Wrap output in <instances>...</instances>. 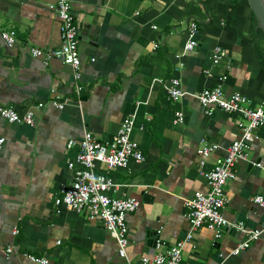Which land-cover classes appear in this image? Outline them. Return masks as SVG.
Returning <instances> with one entry per match:
<instances>
[{"label": "crops", "instance_id": "obj_1", "mask_svg": "<svg viewBox=\"0 0 264 264\" xmlns=\"http://www.w3.org/2000/svg\"><path fill=\"white\" fill-rule=\"evenodd\" d=\"M70 1L82 59L78 80L72 66L56 59L45 63L29 50L60 46V22L51 7L58 0H0V104L36 114L34 125L0 116V137L5 138L0 147V264H38L28 254L46 256L52 264H124L102 221L67 206L59 213L56 199L72 182L69 162L76 160L84 132L112 141L128 116L134 118L131 137L145 159L109 170L98 163L120 184L118 196L140 200L127 217L128 257L137 262L149 253L148 231H155L165 247L173 245L189 230L186 200L208 191L203 172L241 135L237 114L220 109L208 114L197 94L216 87L225 75L226 94L241 92L264 102V32L248 0ZM191 19L199 26V45L185 52ZM8 29L17 32L12 47L1 35ZM217 45L226 56L214 64ZM173 77L184 90L176 100L165 88ZM56 97L63 108L51 103ZM177 110L185 114L180 125L173 123ZM254 136L248 159L236 164V177L224 186V215L248 229H262L260 237L234 255L247 238L244 232L228 226L216 238L203 226L186 244L184 264H264V207L253 201L264 195V125ZM71 140L76 144L69 146ZM204 140L220 146L200 166Z\"/></svg>", "mask_w": 264, "mask_h": 264}, {"label": "built area", "instance_id": "obj_2", "mask_svg": "<svg viewBox=\"0 0 264 264\" xmlns=\"http://www.w3.org/2000/svg\"><path fill=\"white\" fill-rule=\"evenodd\" d=\"M51 7L55 8L60 22V46L50 49L33 46L29 50L34 57L43 58L45 63L56 59L72 66L75 71L74 76L78 80L81 78L82 59L78 26L75 22L72 3L70 0H58ZM198 30L197 21L191 19L188 27V39L184 45L185 52L191 51L199 45ZM1 35L11 47L17 41L15 29L4 30ZM158 47L159 44L156 42L153 48L157 50ZM225 56L224 48L217 45L212 52V62L218 64ZM225 79V75L220 76L219 84L216 87L204 88L197 94V98L208 114H212L218 109L237 114L241 135L231 143L224 156L217 158L210 170L203 172L207 179L208 191H196L192 198L186 200L189 230L183 238L168 247H165L164 241L158 239L155 252L142 255L137 262L128 257L129 225L127 217L129 213L140 206V200L136 197L118 196L116 192L120 188V184L100 171L98 163L104 164L105 168L109 170L126 167L131 159L136 161L145 159L139 143L131 137L134 118L129 116L121 121L119 130L112 141L104 143L96 138L91 131L84 132L83 138L79 142L80 152L75 161L69 162V168L73 170L72 182L62 188L63 196L56 199V204L59 207L57 211L60 213L61 206H67L75 212L87 214L90 219L102 221L115 238L119 256L124 259V264H184L185 246L193 239L195 232L203 226L212 229L216 238L222 236L225 227L233 226L244 232L247 238L238 244L232 254L237 255L249 248L251 242L260 237L262 229H248L243 221L231 222L224 215V209L228 203L224 186L229 180L236 177V164L248 159V149L255 138L254 131L264 125V102L255 103L253 99L241 92L226 94L223 88ZM82 88V85H78V92ZM165 88L166 93L174 100L184 95L181 80L177 77L171 78ZM51 103L58 108L64 107V103L60 102L58 97L54 98ZM0 116L12 123L29 125H34L36 120L34 109L28 108L20 111L12 105L0 104ZM184 121V112L177 110L173 123L180 125ZM4 141L5 138L0 137V147ZM74 144L76 141L71 140L68 145ZM219 146L215 142L203 141L198 149L200 166L205 165L206 159ZM253 201L264 207V195L254 196ZM18 232L17 228L13 229L14 235ZM11 250L12 247H9L8 251ZM27 256L32 262L38 264H52L46 256L32 254Z\"/></svg>", "mask_w": 264, "mask_h": 264}, {"label": "water", "instance_id": "obj_3", "mask_svg": "<svg viewBox=\"0 0 264 264\" xmlns=\"http://www.w3.org/2000/svg\"><path fill=\"white\" fill-rule=\"evenodd\" d=\"M248 1H249V4L252 8V11L256 17V20H257L260 28L264 32V0H248ZM255 164H259V162L258 161L257 162H250L249 166L253 167ZM235 231L238 232L237 229H235ZM148 235H149V240L146 242L145 251H147L149 253H154L156 243H157V240L159 239V236L153 230L148 231Z\"/></svg>", "mask_w": 264, "mask_h": 264}]
</instances>
